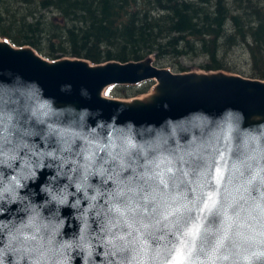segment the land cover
Returning <instances> with one entry per match:
<instances>
[{"label": "clouds", "instance_id": "clouds-1", "mask_svg": "<svg viewBox=\"0 0 264 264\" xmlns=\"http://www.w3.org/2000/svg\"><path fill=\"white\" fill-rule=\"evenodd\" d=\"M48 115L43 112L39 123ZM231 131L213 141L197 143L193 135L187 145L178 139L169 145L165 139L145 148L130 139L117 144L109 137L104 145L84 135L66 138L49 124L43 139L55 134L58 147L37 152L23 139L14 143L5 128L0 131V167L13 169L18 159L21 167L7 182L0 174V201L6 196L11 202L26 199L19 196V189L25 187L23 181L35 177L33 160L19 156L27 149L37 161L35 167L43 168L45 157L58 162L59 170L50 179L66 177L89 204L80 217L78 241L58 240L64 221H46L29 205L31 214L25 221L6 232L7 226H0V234L6 237L0 246V264H9V256L11 264H70L75 250L86 253L84 264H88L92 255V244L86 239L89 212L99 224L94 237L99 244L111 249L113 256L130 253L119 264H264V130L259 137H246L239 146ZM39 134L31 129L21 132L22 136ZM172 135L176 136L175 129ZM77 139L84 145L74 148ZM5 143L10 147L5 148ZM68 165L72 167L65 172ZM93 178L100 183L93 184ZM109 182L113 187H107ZM69 184L59 189V195L51 187L42 191L56 204L68 205L73 195ZM80 203L76 199L71 206ZM52 215L58 216V210ZM193 225L198 226L195 236L190 235ZM169 235L180 240L179 246H169ZM149 236L160 242L151 252Z\"/></svg>", "mask_w": 264, "mask_h": 264}, {"label": "water", "instance_id": "water-1", "mask_svg": "<svg viewBox=\"0 0 264 264\" xmlns=\"http://www.w3.org/2000/svg\"><path fill=\"white\" fill-rule=\"evenodd\" d=\"M148 81L155 84L152 91L141 98L120 100L104 95L112 86H138ZM45 111L49 115L41 124L39 119ZM49 124L66 138L84 135L93 143L104 145L108 144L109 137L117 144L130 139L145 148L157 141L163 144L165 139L169 145L174 146L177 139L181 145H187L193 135L197 143L213 141L231 129L233 141L239 146L246 137H259L264 130V80L224 71L175 73L169 67L157 65L152 55L139 61L112 60L100 64L83 58L49 60L30 45L17 46L8 38L0 37V131L6 128L14 143L23 139L34 146L35 151L45 152L58 147L55 134L47 141L43 139ZM24 129L40 134L22 136ZM261 143L264 144V137ZM83 145L84 141L77 139L74 148ZM8 147L10 145L5 143V148ZM238 154L239 147L234 158ZM25 155L33 160L35 177L23 181L25 187L19 189V196L26 199L11 202V197L6 196L0 201V226L6 225V232L25 221L32 205L46 221H64L58 240L78 241L83 225L80 217L89 201L76 192L66 177L50 179L59 170L58 162L45 157L44 167L38 168L27 149L19 153L20 157ZM49 164L53 167L49 168ZM20 167L19 159L13 169L0 167L4 182ZM71 167L68 165L64 171H70ZM91 182L100 183L96 178ZM65 184H69V191L73 193L68 205L56 204L42 191L51 187L52 192L59 195V189ZM107 187H113L112 183ZM252 195H256L255 190ZM76 199L81 203L74 208L71 205ZM55 210L58 216L52 215ZM88 215L91 227L86 239L92 244L88 264H119L121 258H130V253L113 256L111 249L99 244L94 238L99 233V224L92 212ZM5 239V235L0 234V246ZM146 239L151 245L150 252L160 244L150 236ZM168 241L169 246L180 244L173 235L168 236ZM85 256V252L75 250L70 264H84ZM7 259L11 264V256Z\"/></svg>", "mask_w": 264, "mask_h": 264}, {"label": "trees", "instance_id": "trees-1", "mask_svg": "<svg viewBox=\"0 0 264 264\" xmlns=\"http://www.w3.org/2000/svg\"><path fill=\"white\" fill-rule=\"evenodd\" d=\"M0 37L51 60L100 64L153 55L160 67L186 72L181 58H201L204 71L264 80V0H0ZM236 49L249 70L233 64ZM142 87H120V94L145 93Z\"/></svg>", "mask_w": 264, "mask_h": 264}, {"label": "rangeland", "instance_id": "rangeland-1", "mask_svg": "<svg viewBox=\"0 0 264 264\" xmlns=\"http://www.w3.org/2000/svg\"><path fill=\"white\" fill-rule=\"evenodd\" d=\"M63 58H67V57H63ZM69 58H71V57H69ZM231 58H232V61L235 62V63L232 62L234 65H238L244 71L249 70V63H248V60L246 58V54L244 53V51L242 49H236L235 54L232 55ZM179 61L181 62V64L185 65L187 68H190L189 72H206V71L199 68L198 64L203 61V59H201V58H195V59H182L181 58ZM170 68L175 73H183V72H179L178 70H176L172 66ZM225 72L228 73L227 71H225ZM234 74H236V73H234ZM242 76H245V75H242ZM154 84H155L154 81H148V82L140 84V85H143L142 88L144 90L147 89L146 92L145 93H138V95H135V96L132 95L129 98H124L120 94V93H122V89H120V87H125V86H112L105 91L104 95L106 97H109V98H116V99H120V100H130L132 98H141V97L147 95L148 93H150L152 91ZM140 85H138V86H140ZM134 87H136V86H134Z\"/></svg>", "mask_w": 264, "mask_h": 264}, {"label": "snow or ice", "instance_id": "snow-or-ice-1", "mask_svg": "<svg viewBox=\"0 0 264 264\" xmlns=\"http://www.w3.org/2000/svg\"><path fill=\"white\" fill-rule=\"evenodd\" d=\"M197 234H198V226L197 225H193L192 230L190 232V235L195 236Z\"/></svg>", "mask_w": 264, "mask_h": 264}]
</instances>
